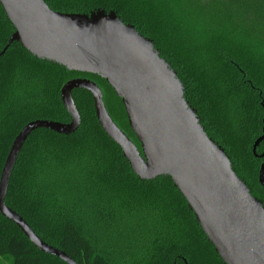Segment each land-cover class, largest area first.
<instances>
[{
  "label": "trees",
  "instance_id": "16d2710c",
  "mask_svg": "<svg viewBox=\"0 0 264 264\" xmlns=\"http://www.w3.org/2000/svg\"><path fill=\"white\" fill-rule=\"evenodd\" d=\"M44 2L63 13L114 11L152 40L206 134L226 152L252 196L264 202L262 160L252 155L264 115V0ZM12 32L0 7V51ZM77 76L106 86L117 107L103 98L107 112L124 132L116 114L118 109L126 119L123 106L105 81L38 60L16 43L0 57V175L27 123L70 122L60 91ZM72 98L78 130L62 136L40 129L28 137L11 172L6 205L76 264H222L170 179L139 181L98 125L91 95L73 90ZM263 152L264 141L257 150ZM0 264L64 263L37 251L0 216Z\"/></svg>",
  "mask_w": 264,
  "mask_h": 264
},
{
  "label": "water",
  "instance_id": "95a60500",
  "mask_svg": "<svg viewBox=\"0 0 264 264\" xmlns=\"http://www.w3.org/2000/svg\"><path fill=\"white\" fill-rule=\"evenodd\" d=\"M13 28L0 57L13 43L34 58L68 72L95 76L112 89L123 106L127 124L139 147L107 112L101 89L91 80L74 78L61 88L60 99L69 123L35 120L27 123L10 146L0 175V216L14 224L39 252L76 264L61 250L43 242L5 203L11 172L35 131L70 136L81 118L73 90L92 97L98 125L120 149L141 182L169 178L185 200L197 225L222 264H264V202L252 196L235 174L226 152L204 131L184 97L176 72L154 42L124 23L114 11L87 14L51 10L44 0H0ZM264 115L252 155L261 159L258 184L264 188Z\"/></svg>",
  "mask_w": 264,
  "mask_h": 264
},
{
  "label": "rangeland",
  "instance_id": "374dc122",
  "mask_svg": "<svg viewBox=\"0 0 264 264\" xmlns=\"http://www.w3.org/2000/svg\"><path fill=\"white\" fill-rule=\"evenodd\" d=\"M75 78H85V79H88V80H91V81H93L100 89H101V91H102V93H103V98H104V100L106 101L107 99H106V97L108 98V101H112V103L114 104V102H113V99L111 98V94L109 93V91L106 89V86L105 85H103V84H101L99 81H97V80H95V79H92V78H89V77H80V76H77V77H75ZM73 79V78H72ZM115 105V104H114ZM115 107H116V105H115ZM117 108V107H116ZM116 114H117V118L120 120V124H124L125 123V127L124 126H122L123 127V129H124V133L132 140V141H134V136L132 135V133H131V131H130V129H129V127H128V124H127V122H126V119L123 121L122 120V118H121V115H120V113H119V111H118V109H117V111H116Z\"/></svg>",
  "mask_w": 264,
  "mask_h": 264
}]
</instances>
